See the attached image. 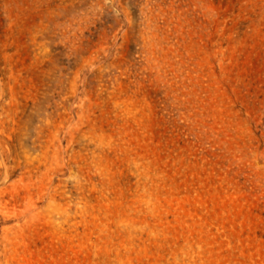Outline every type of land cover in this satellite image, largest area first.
<instances>
[{
  "label": "rangeland",
  "instance_id": "obj_1",
  "mask_svg": "<svg viewBox=\"0 0 264 264\" xmlns=\"http://www.w3.org/2000/svg\"><path fill=\"white\" fill-rule=\"evenodd\" d=\"M0 264H264V0H0Z\"/></svg>",
  "mask_w": 264,
  "mask_h": 264
}]
</instances>
